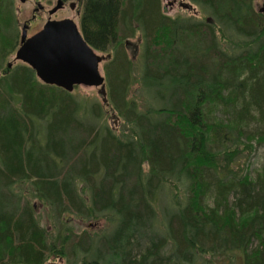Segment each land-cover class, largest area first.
<instances>
[{"label": "trees", "instance_id": "1", "mask_svg": "<svg viewBox=\"0 0 264 264\" xmlns=\"http://www.w3.org/2000/svg\"><path fill=\"white\" fill-rule=\"evenodd\" d=\"M190 1L214 23L170 17L161 0H83L82 35L108 54L105 103L43 84L28 66L0 78V264L55 252L82 257L68 264H208L203 256L222 254L264 264V162L254 175L234 166L247 144L264 145V12L252 0ZM10 18L0 15L4 31ZM136 32L139 65L124 42ZM136 79L142 105L129 97ZM102 105L123 135L101 121ZM26 183L59 225L104 218L110 228L60 227L49 239ZM169 186L162 232L156 202Z\"/></svg>", "mask_w": 264, "mask_h": 264}, {"label": "rangeland", "instance_id": "2", "mask_svg": "<svg viewBox=\"0 0 264 264\" xmlns=\"http://www.w3.org/2000/svg\"><path fill=\"white\" fill-rule=\"evenodd\" d=\"M56 0H26L24 3H21L19 0H0V15L1 18H9L14 15V31H4L0 24V78L8 74L10 70H13L17 65L21 64L19 61H14V52L18 46V38L20 35L21 26L28 19L31 18L33 14V9L36 7L37 3H40L44 6V9L38 11L36 13V17L29 22V28L27 30V36L33 34L36 30L42 26L44 21L48 17V9H50ZM163 3V7L165 8V13L170 17H181L188 18L189 20H200L204 19L205 22L209 24H213V18L206 12L202 11L200 6L192 3L190 0H161ZM253 7L256 11L263 13L264 12V0H252ZM186 6H184V5ZM80 11H82V6L79 3ZM72 18L78 27L80 26V15H76L74 11H68L67 13L57 12L52 17L60 18L64 15ZM4 20V19H3ZM125 41H128L127 47L132 60H134L136 65H139L140 62L138 58L141 55L140 48V37L139 33L136 32L134 37L126 38ZM225 39L220 37L219 43L224 48L227 43H225ZM240 44V42H238ZM241 49H236L235 52L238 54L241 52ZM101 54V52H97ZM14 62L12 68L7 69L6 65L8 63ZM100 72L104 74L103 68L100 65ZM77 97L84 98L85 100H97L101 102L100 96L97 94L96 87H88L78 85L71 92ZM129 97L135 99L139 105H142L141 96L139 91V84L136 79L133 85L130 88ZM145 101V98H144ZM162 101L149 100L148 103H153L156 105H161ZM164 103V102H163ZM103 108V117L101 121L105 123L108 127L113 129L117 134L123 135L125 132L126 126L123 123V120L116 115L110 108L102 105ZM216 117H221L222 113L219 111ZM100 121V122H101ZM41 127V126H40ZM254 129L252 124L246 126L247 131H251ZM40 133V132H39ZM264 162V145L256 144L254 141L251 144H247V147L238 155L234 162L235 169L237 172H240L242 169H246L251 175H254L255 171H257L262 163ZM22 187V186H21ZM23 192L26 199L29 203L34 207L35 215L38 221V224L46 231V236H49L51 239L53 236L55 237L57 229L61 227L63 233L65 232H73L80 233L81 231H85L87 233H101L105 232L110 228L109 223L104 219H81L78 217H65L61 220L59 225L58 221L54 218L51 209L46 204L45 201L40 199L36 194L32 191L30 183H26ZM172 187L169 186L167 189V195L164 193L161 195V201L156 202L157 209V229L164 232V217L168 213L171 212L170 206L174 204L175 201V190H171ZM177 195L181 196L182 193H177ZM169 200H168V199ZM255 242L252 245L255 246ZM78 255V254H77ZM49 257L42 264H68V262H73L76 259V262L81 260L82 257H73L67 254H58L53 253L49 254ZM238 259L235 262L230 261V257L228 254L222 255H211L210 257H202V260L207 259L208 264H239L240 256L236 255ZM79 264V263H76Z\"/></svg>", "mask_w": 264, "mask_h": 264}, {"label": "water", "instance_id": "3", "mask_svg": "<svg viewBox=\"0 0 264 264\" xmlns=\"http://www.w3.org/2000/svg\"><path fill=\"white\" fill-rule=\"evenodd\" d=\"M60 4L58 1L51 13ZM104 58V55L96 54L88 45L70 18L50 19L38 32L27 38L24 26L21 45L15 54V59L29 65L43 83L67 92H71L76 85L97 87L103 102L106 100L105 80L100 73L99 63Z\"/></svg>", "mask_w": 264, "mask_h": 264}, {"label": "flooded vegetation", "instance_id": "4", "mask_svg": "<svg viewBox=\"0 0 264 264\" xmlns=\"http://www.w3.org/2000/svg\"><path fill=\"white\" fill-rule=\"evenodd\" d=\"M26 1V0H25ZM25 1H23V2H21V3H24ZM58 1H60V5L55 9V11H53L52 13H51V10L54 8V7H56V5H58ZM81 1L82 0H56L55 1V3H54V5L50 8V9H48V11H47V13H48V17H47V19L44 21V23L42 24V26L39 28V30L43 27V25L45 24V22L46 21H48V20H62V19H65V18H70L69 16H67L66 14L64 15V16H62V17H60V18H53L52 16L55 14V13H57V12H63V13H67L68 11H74L75 13H76V15L78 16V15H80V17H81V11H80V6H78L79 5V3L81 4ZM44 9V6L42 5V4H40V3H37V5H36V7L33 9V14H32V16H31V18L30 19H28L25 23H23L22 24V26H21V30H20V35H19V38H18V46H17V48L15 49V52H14V61H19V62H21V64H19V65H17V66H27L25 63H23L21 60H18V59H15V53H16V51H17V49L20 47V45H21V35H22V28L25 26V32H26V38L27 37H29V36H27V30H28V28H29V22L31 21V20H33L35 17H36V13L38 12V11H41V10H43ZM70 19H72V18H70ZM73 20V19H72ZM74 21V20H73ZM75 22V21H74ZM76 23V22H75ZM78 26V25H77ZM39 30H36L34 33H36V32H38ZM33 33V34H34ZM32 35V34H31ZM30 35V36H31ZM14 62H11V63H8L7 65H6V67H7V69H10V68H12V65H15V64H13ZM11 71V70H10ZM9 71V72H10Z\"/></svg>", "mask_w": 264, "mask_h": 264}, {"label": "bare ground", "instance_id": "5", "mask_svg": "<svg viewBox=\"0 0 264 264\" xmlns=\"http://www.w3.org/2000/svg\"><path fill=\"white\" fill-rule=\"evenodd\" d=\"M81 6H82V10H83V0L81 1ZM81 16H82V11H81ZM14 15L12 14V16H11V18H10V22H12V30L11 31H14ZM80 20H81V17H80ZM79 28H80V31H81V26H79ZM10 31V30H9ZM82 33V32H81ZM124 42H125V40H124ZM89 45V44H88ZM90 46V45H89ZM91 47V46H90ZM92 48V47H91ZM93 49V48H92ZM94 50V49H93ZM94 52H96V54H98L97 52H99V51H95L94 50ZM98 55H104V59L99 63V65H101L102 66V68H103V63L106 61V59L108 58V54H106V53H101V54H98ZM34 75H35V73H34ZM103 76H104V80H105V75L103 74ZM105 91H106V87H105ZM97 94L100 96V100L102 101V96L98 93V88H97ZM105 98H106V100H105V102H107V91H106V96H105ZM103 102V101H102ZM18 264H23V263H18Z\"/></svg>", "mask_w": 264, "mask_h": 264}]
</instances>
